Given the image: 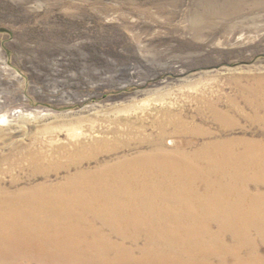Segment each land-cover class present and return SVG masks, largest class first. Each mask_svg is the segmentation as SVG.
<instances>
[{
	"label": "rangeland",
	"instance_id": "obj_1",
	"mask_svg": "<svg viewBox=\"0 0 264 264\" xmlns=\"http://www.w3.org/2000/svg\"><path fill=\"white\" fill-rule=\"evenodd\" d=\"M0 29L5 187L53 185L149 140L176 153L209 140L180 122L211 139L264 142V112L242 99L264 84V0H0ZM228 102L229 120L217 122L209 106L225 115ZM27 230L0 245L55 251Z\"/></svg>",
	"mask_w": 264,
	"mask_h": 264
},
{
	"label": "bare ground",
	"instance_id": "obj_2",
	"mask_svg": "<svg viewBox=\"0 0 264 264\" xmlns=\"http://www.w3.org/2000/svg\"><path fill=\"white\" fill-rule=\"evenodd\" d=\"M242 99L264 112V84L255 79ZM228 105L225 115L209 106L217 122L229 120ZM177 126L209 140L178 153L149 140L132 155L78 164L53 185L0 184V244L27 229L56 241L52 253L0 245V264H264V142Z\"/></svg>",
	"mask_w": 264,
	"mask_h": 264
},
{
	"label": "water",
	"instance_id": "obj_3",
	"mask_svg": "<svg viewBox=\"0 0 264 264\" xmlns=\"http://www.w3.org/2000/svg\"><path fill=\"white\" fill-rule=\"evenodd\" d=\"M0 31H2V29H0Z\"/></svg>",
	"mask_w": 264,
	"mask_h": 264
}]
</instances>
